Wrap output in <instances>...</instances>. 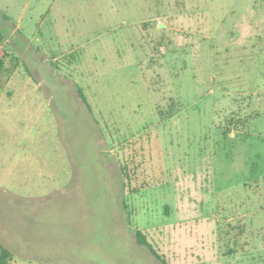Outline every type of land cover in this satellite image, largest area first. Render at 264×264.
I'll use <instances>...</instances> for the list:
<instances>
[{
    "label": "rangeland",
    "instance_id": "1",
    "mask_svg": "<svg viewBox=\"0 0 264 264\" xmlns=\"http://www.w3.org/2000/svg\"><path fill=\"white\" fill-rule=\"evenodd\" d=\"M0 37L13 264H161L138 229L168 264H264V0H0Z\"/></svg>",
    "mask_w": 264,
    "mask_h": 264
},
{
    "label": "trees",
    "instance_id": "2",
    "mask_svg": "<svg viewBox=\"0 0 264 264\" xmlns=\"http://www.w3.org/2000/svg\"><path fill=\"white\" fill-rule=\"evenodd\" d=\"M2 41V37H0V42ZM3 61L0 59V70L3 68ZM78 93L80 97L82 98L83 102L86 104L88 110L92 112V109L90 108L89 104L87 103V100L84 96V93L82 89L78 90ZM125 205V204H124ZM125 208L127 209V205H125ZM136 239L137 242L146 248L149 249L151 254L161 262V264H168L167 261L162 257L154 248L153 246L148 242L147 237L145 234L142 233L139 229L136 231ZM15 254L5 247L1 242H0V264H13L15 261Z\"/></svg>",
    "mask_w": 264,
    "mask_h": 264
},
{
    "label": "crops",
    "instance_id": "3",
    "mask_svg": "<svg viewBox=\"0 0 264 264\" xmlns=\"http://www.w3.org/2000/svg\"><path fill=\"white\" fill-rule=\"evenodd\" d=\"M118 11H119V10H114V9H112V12H111V13H112V14H116V13H119ZM48 13H50V12H48ZM48 13H47V14H48ZM125 13H126V11H125ZM126 14H129V13H126ZM49 28H51V27L49 26ZM16 30H18V27H16ZM16 30H15L14 32H16ZM45 35H46V39L50 40L51 42L53 41L54 36H53L52 31H51L50 29L47 30V32L45 33ZM23 42H24L26 45H24V46H25L24 50H21V49H20V54H21L20 56H21V58H22V57H24V56H22V55H25V58H27V56H29L30 53L33 54L34 51H30V50H29V47H28V46H29V42H28V40H27L26 38H24V37H23V38L21 37L20 43L22 44ZM21 44H20V45H21ZM15 47H18V48H19L17 42L15 43ZM72 47L74 48V46H72ZM37 56L40 57L42 63H44V64H47V63H48L49 60H48L47 58H44V59H43L42 56L40 55V53H38ZM21 58H19V59H21ZM21 60H22V59H21ZM24 60H26V59H24ZM55 60H56V59H55ZM57 62H58V60H56V63H57ZM19 66H20V64H16V65H15L16 68H18ZM15 67H14V68H15ZM55 70H56L57 72H60V67H58V68L56 67L53 71H55ZM27 71H29V68H28V67H27ZM29 73H30V72H29ZM145 248H146V247H145ZM146 249H148V248H146ZM148 251H149V249H148ZM149 252H150V251H149ZM150 253H151V252H150Z\"/></svg>",
    "mask_w": 264,
    "mask_h": 264
},
{
    "label": "built area",
    "instance_id": "4",
    "mask_svg": "<svg viewBox=\"0 0 264 264\" xmlns=\"http://www.w3.org/2000/svg\"><path fill=\"white\" fill-rule=\"evenodd\" d=\"M3 54V48L0 46V56Z\"/></svg>",
    "mask_w": 264,
    "mask_h": 264
}]
</instances>
